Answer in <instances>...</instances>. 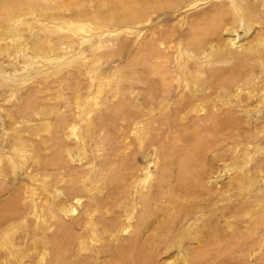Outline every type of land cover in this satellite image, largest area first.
Returning <instances> with one entry per match:
<instances>
[{"label": "rangeland", "instance_id": "rangeland-1", "mask_svg": "<svg viewBox=\"0 0 264 264\" xmlns=\"http://www.w3.org/2000/svg\"><path fill=\"white\" fill-rule=\"evenodd\" d=\"M0 264H264V0H0Z\"/></svg>", "mask_w": 264, "mask_h": 264}]
</instances>
